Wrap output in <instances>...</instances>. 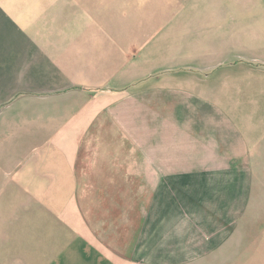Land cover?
<instances>
[{
	"label": "crops",
	"instance_id": "0c3cea01",
	"mask_svg": "<svg viewBox=\"0 0 264 264\" xmlns=\"http://www.w3.org/2000/svg\"><path fill=\"white\" fill-rule=\"evenodd\" d=\"M0 264H264V0H0Z\"/></svg>",
	"mask_w": 264,
	"mask_h": 264
}]
</instances>
